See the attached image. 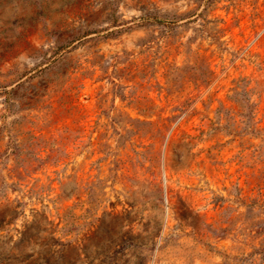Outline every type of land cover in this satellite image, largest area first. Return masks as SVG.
I'll list each match as a JSON object with an SVG mask.
<instances>
[{
    "label": "rangeland",
    "instance_id": "rangeland-1",
    "mask_svg": "<svg viewBox=\"0 0 264 264\" xmlns=\"http://www.w3.org/2000/svg\"><path fill=\"white\" fill-rule=\"evenodd\" d=\"M0 264H264V0H0Z\"/></svg>",
    "mask_w": 264,
    "mask_h": 264
}]
</instances>
